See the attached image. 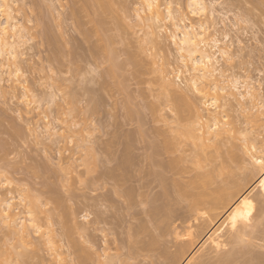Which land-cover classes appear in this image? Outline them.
<instances>
[{"label":"snow or ice","instance_id":"1","mask_svg":"<svg viewBox=\"0 0 264 264\" xmlns=\"http://www.w3.org/2000/svg\"><path fill=\"white\" fill-rule=\"evenodd\" d=\"M91 7L115 31L97 28L103 53L85 63L68 47L79 26H68L65 0H0V264H149L132 215L147 212L151 194L100 180L90 152L101 103L92 94L105 76L119 81L104 93L116 99L144 72L136 81L147 85L144 114L164 128L188 174L206 178L205 190L235 173L264 177V0ZM253 183L188 264H264V178Z\"/></svg>","mask_w":264,"mask_h":264},{"label":"rangeland","instance_id":"2","mask_svg":"<svg viewBox=\"0 0 264 264\" xmlns=\"http://www.w3.org/2000/svg\"><path fill=\"white\" fill-rule=\"evenodd\" d=\"M65 2L69 4L66 12L68 26L73 23L79 26L77 32L72 33L68 47H71L77 60L84 58L85 63L89 59L94 60L103 53V45L92 40L97 28L104 27L115 31V27L114 21L108 19L103 10L91 6L94 3H107L109 0ZM79 29L89 34V41L80 39ZM51 39L55 41V36H51ZM144 75V72H141L138 76L131 77L133 82L128 84L130 95H124L122 98L117 95L116 99H113L112 96L104 95L106 92H112L114 88L119 89V81L113 84L107 76L98 88L100 95L97 96L96 92L92 94L101 100V103L97 105L98 110L94 111L98 134L93 138L94 144L90 147V152L100 160V180L119 182L122 188L135 190L137 193L143 185L145 196L151 194V207L147 212L143 208H137L132 215V220L138 227L137 234L142 239L143 258L147 259L149 264L152 260L157 264L161 261L172 262V257L169 256L176 255L179 249H183L181 256L184 260L181 264H185V259L192 260L202 251L203 245L224 226L228 215L231 214L225 215L227 209L231 207L235 210L237 202L243 200L251 187H255L253 181L258 183L259 179L264 177L235 173L218 187L212 185L205 190L206 178L188 174L181 163L183 157L179 154L172 155L176 145L170 142L164 128L144 114L145 106L142 101L147 97V85L140 88L136 83L144 79ZM125 106L128 112H125ZM133 113L136 116L135 121L131 118ZM125 115L129 116L127 122ZM3 132L4 128H0V135ZM34 152L35 149L33 154ZM72 159H76L75 152L72 153ZM76 167L80 166L77 164ZM211 183L209 180V184ZM204 208H207L209 214L198 216V210ZM221 216L223 219H218ZM152 220L162 225V236H156ZM122 227L126 235L127 226ZM116 231L121 232V228ZM177 232L181 236H188V239L178 240ZM150 236L154 237V240L149 239ZM193 249H196L195 253ZM2 251L3 242L0 241V252ZM187 253L192 255L188 256Z\"/></svg>","mask_w":264,"mask_h":264},{"label":"bare ground","instance_id":"3","mask_svg":"<svg viewBox=\"0 0 264 264\" xmlns=\"http://www.w3.org/2000/svg\"><path fill=\"white\" fill-rule=\"evenodd\" d=\"M13 2H14V0H13ZM179 246H177V248H178ZM182 247V246H181ZM181 251H183V249L182 250H178V254H176V255H171V256H169L171 259H172V264H181V263H183V262H181L182 260H184V257L183 256H181ZM187 255L189 256V254L187 253ZM188 256H185V257H188ZM169 258V259H170ZM189 258H191V256L189 257ZM185 260H187V261H185L184 263L185 264H187L188 263V261H190V259H185ZM187 262V263H186Z\"/></svg>","mask_w":264,"mask_h":264}]
</instances>
